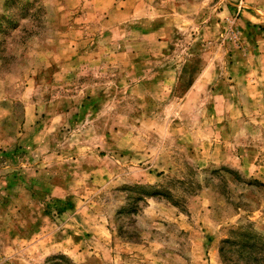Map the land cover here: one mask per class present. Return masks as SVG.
<instances>
[{
	"label": "rangeland",
	"instance_id": "1",
	"mask_svg": "<svg viewBox=\"0 0 264 264\" xmlns=\"http://www.w3.org/2000/svg\"><path fill=\"white\" fill-rule=\"evenodd\" d=\"M0 264H264V0H0Z\"/></svg>",
	"mask_w": 264,
	"mask_h": 264
}]
</instances>
